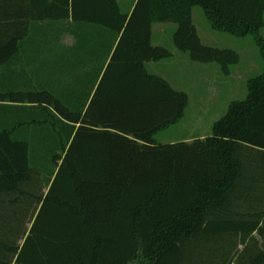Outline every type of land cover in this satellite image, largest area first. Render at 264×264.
I'll return each instance as SVG.
<instances>
[{
  "label": "trees",
  "instance_id": "obj_1",
  "mask_svg": "<svg viewBox=\"0 0 264 264\" xmlns=\"http://www.w3.org/2000/svg\"><path fill=\"white\" fill-rule=\"evenodd\" d=\"M135 1L0 0V103L32 108L0 129V264H189L203 238H264V71L211 135L159 143L189 98L147 66L173 55L153 44L155 23L176 24L174 46L194 61L225 74L240 62L203 43L198 6L213 29L252 35L264 59V0ZM65 31L75 46L59 43ZM251 255L264 264V248Z\"/></svg>",
  "mask_w": 264,
  "mask_h": 264
},
{
  "label": "rangeland",
  "instance_id": "obj_2",
  "mask_svg": "<svg viewBox=\"0 0 264 264\" xmlns=\"http://www.w3.org/2000/svg\"><path fill=\"white\" fill-rule=\"evenodd\" d=\"M118 2L122 11L126 12L133 0ZM193 22L204 44L234 49L240 54V62L232 65L230 73L225 74L218 63L194 61L188 53L174 46L176 24L155 23L153 44L169 48L173 55L160 61L148 62L149 71L166 79L175 89L186 92L189 98L183 118L156 135L159 143L210 135L213 124L227 113L230 103L246 98L250 79L264 71V59L252 35L238 37L213 29L199 6L193 9ZM262 34L264 36V29ZM257 195L262 197L264 193ZM260 203L264 202L259 201ZM251 204L253 206V202ZM251 204H244L242 212H248ZM263 248L264 238L258 234L251 238L241 234H226L216 238H203L198 243L191 244L187 253L191 262L189 264H245L251 254L254 255Z\"/></svg>",
  "mask_w": 264,
  "mask_h": 264
},
{
  "label": "crops",
  "instance_id": "obj_3",
  "mask_svg": "<svg viewBox=\"0 0 264 264\" xmlns=\"http://www.w3.org/2000/svg\"><path fill=\"white\" fill-rule=\"evenodd\" d=\"M134 2H136V1L133 0V3L131 4L130 8H132L133 4H135ZM164 24H167V23H164ZM169 24L172 25V23H169ZM67 41H69V43H67ZM59 43H61L62 45L66 46V47H73L77 43V37H76L75 33L65 31L60 36ZM26 62H27V59L24 62V66H25L26 70H24L23 63L19 59H16V62L11 65V67H12L11 71H12V74H13V77L15 78V80H18L20 82H24V84L17 86V87L22 88V89H28L31 87V85L28 86V82H30V80L32 79V76H31L32 74L29 75L30 77H28V73H29L28 69H27L28 64ZM80 72L81 71L79 70V71H77V74L74 73V75H71L72 78H75L77 75L80 74ZM46 75L47 74H45V80L56 79V78H49ZM65 78H67V77H64V79ZM57 79L60 80L61 78L57 77ZM93 94H94V91L92 93V96H93ZM92 96H91V98H92ZM28 106H31V105H16V104L3 105L2 103H0V129L3 128L4 125L5 126H15L16 124H18V122H23V121H26L29 118H31V115L28 117L27 114L30 113V111H32V108L30 107V109L28 110ZM207 136H209V135L196 136V137H193L191 139L184 140V141L192 142L195 139H200V138L202 139V138H205ZM174 142H180V141H172L170 143H174ZM29 217H30V214H29ZM29 217L27 218L28 219L27 234L29 232V229L32 226V222L34 219V218L31 219L32 217H30V219H29ZM23 242H24V239H21L20 244L22 245Z\"/></svg>",
  "mask_w": 264,
  "mask_h": 264
}]
</instances>
